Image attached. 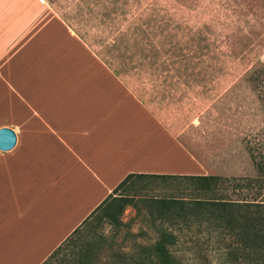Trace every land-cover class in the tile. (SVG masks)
I'll list each match as a JSON object with an SVG mask.
<instances>
[{
	"label": "rangeland",
	"instance_id": "rangeland-1",
	"mask_svg": "<svg viewBox=\"0 0 264 264\" xmlns=\"http://www.w3.org/2000/svg\"><path fill=\"white\" fill-rule=\"evenodd\" d=\"M45 1L72 46L127 72L122 79L192 156L188 174L264 176V0ZM127 193L137 206L113 218L99 209L37 264H117L119 255L127 264H221L211 245L183 241L195 230L167 223L179 241L168 247L173 261L149 257L158 227L138 200L176 191L139 179Z\"/></svg>",
	"mask_w": 264,
	"mask_h": 264
},
{
	"label": "crops",
	"instance_id": "crops-1",
	"mask_svg": "<svg viewBox=\"0 0 264 264\" xmlns=\"http://www.w3.org/2000/svg\"><path fill=\"white\" fill-rule=\"evenodd\" d=\"M126 73L72 46L45 0H0V127L15 134L0 150V264L44 259L127 173H190Z\"/></svg>",
	"mask_w": 264,
	"mask_h": 264
},
{
	"label": "trees",
	"instance_id": "trees-1",
	"mask_svg": "<svg viewBox=\"0 0 264 264\" xmlns=\"http://www.w3.org/2000/svg\"><path fill=\"white\" fill-rule=\"evenodd\" d=\"M139 179L161 181L176 191L138 200L151 224L158 227L147 251L149 257L173 261L168 247L179 241L172 230L182 235L195 230L183 241H190L199 250L211 245L221 264H264V176L127 173L69 236L99 209L113 218L124 206H137L127 192ZM186 190L190 196H184ZM164 223L176 228L162 227ZM60 248L56 246L49 255H55ZM118 257L117 264H127L125 258Z\"/></svg>",
	"mask_w": 264,
	"mask_h": 264
},
{
	"label": "water",
	"instance_id": "water-1",
	"mask_svg": "<svg viewBox=\"0 0 264 264\" xmlns=\"http://www.w3.org/2000/svg\"><path fill=\"white\" fill-rule=\"evenodd\" d=\"M15 142V134L9 127H0V150L10 149Z\"/></svg>",
	"mask_w": 264,
	"mask_h": 264
}]
</instances>
